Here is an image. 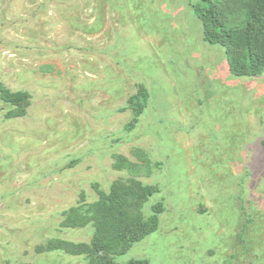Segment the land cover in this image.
Here are the masks:
<instances>
[{
  "label": "rangeland",
  "instance_id": "obj_1",
  "mask_svg": "<svg viewBox=\"0 0 264 264\" xmlns=\"http://www.w3.org/2000/svg\"><path fill=\"white\" fill-rule=\"evenodd\" d=\"M196 1L0 0V81L30 94L0 99V264H89L50 247L92 237L65 211L127 178L163 210L120 264H264V72H230Z\"/></svg>",
  "mask_w": 264,
  "mask_h": 264
},
{
  "label": "trees",
  "instance_id": "obj_2",
  "mask_svg": "<svg viewBox=\"0 0 264 264\" xmlns=\"http://www.w3.org/2000/svg\"><path fill=\"white\" fill-rule=\"evenodd\" d=\"M192 7L202 23L204 39L224 49L232 74L257 76L264 72V0H197ZM148 96L147 88L138 84L129 98L134 120L143 112ZM0 99L10 106V116L25 114L30 104L29 92L13 91L1 81ZM94 190L97 198L87 201L82 191L77 204L65 211L62 222L65 227L91 223L90 241L56 239L50 247L85 255L89 264H120L117 256L158 227L163 204H152L148 215L143 209L158 187L127 178L113 180L107 191L94 184ZM239 234L244 241V231ZM125 264H148V260L133 258Z\"/></svg>",
  "mask_w": 264,
  "mask_h": 264
}]
</instances>
